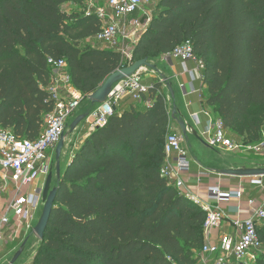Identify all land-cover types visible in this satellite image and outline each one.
Returning a JSON list of instances; mask_svg holds the SVG:
<instances>
[{
    "label": "trees",
    "instance_id": "trees-1",
    "mask_svg": "<svg viewBox=\"0 0 264 264\" xmlns=\"http://www.w3.org/2000/svg\"><path fill=\"white\" fill-rule=\"evenodd\" d=\"M68 2L83 0H0L1 130L30 139L42 131L53 108L49 59H65L82 94L120 67L118 52L85 44L100 30L97 16L68 13ZM157 5L133 60L189 41L204 64L202 104L243 143L257 142L264 124V0ZM159 86L151 85L149 105L114 113L79 144L58 178L30 264H196L206 212L161 175L170 115ZM253 264H264V252Z\"/></svg>",
    "mask_w": 264,
    "mask_h": 264
},
{
    "label": "built area",
    "instance_id": "built-area-1",
    "mask_svg": "<svg viewBox=\"0 0 264 264\" xmlns=\"http://www.w3.org/2000/svg\"><path fill=\"white\" fill-rule=\"evenodd\" d=\"M151 2L152 0H88L90 11L85 14H94L100 21V30L94 35V39L104 48L118 52L121 55V65L123 62L132 63L134 47L152 17L146 10ZM137 12L141 13V17H132ZM165 56L193 62L191 80L203 83L204 64L193 54L189 41L177 45ZM48 63L52 73L47 91L53 101V108L44 115L42 131L33 139L19 137L10 130L0 131V240L8 235L11 241L25 228H29L40 204H44L42 189L38 190L39 177L49 168L48 153L55 149L64 134L68 118L75 114L81 102V93L71 82L65 59H49ZM150 87L143 81L140 70L114 83L105 102L95 104L88 113L85 119L88 130L103 126L115 113L118 103L125 98L149 105L151 100L146 96ZM200 115L206 117L204 125ZM193 120L195 126H200V135L209 147L229 152H251L255 155L264 153L263 129L257 142L245 144L232 140L221 120L215 118L203 104L199 112L193 114ZM182 141L179 132L167 133L164 142L165 164L161 175L206 212L204 241L196 264L253 263L254 252L260 251L263 246L258 224L264 222V203L248 199L246 203L251 208L250 215L234 220L233 232L222 233L214 241L209 240L211 231L220 229L226 216L222 208L212 207L211 203L229 202L231 199L240 201L243 190H223L219 185H212L207 188V200L185 190L181 173L189 168L190 161ZM250 183L264 186V176L251 177ZM233 207L231 210L239 212V205Z\"/></svg>",
    "mask_w": 264,
    "mask_h": 264
},
{
    "label": "crops",
    "instance_id": "crops-1",
    "mask_svg": "<svg viewBox=\"0 0 264 264\" xmlns=\"http://www.w3.org/2000/svg\"><path fill=\"white\" fill-rule=\"evenodd\" d=\"M132 17L140 18L141 13L137 12L132 15ZM87 39H92L95 43H98L94 39V36ZM103 47L98 48L106 49ZM149 63L152 66H150V73L147 74L150 76V79H148L149 85L151 83H155L156 81L159 82L160 86L158 91L164 95L167 109L171 107L176 110L174 117L173 115L170 116L168 128L170 130L175 129V125H177L175 117L182 120L183 118H187L195 125L193 114L198 113L201 109L204 89L206 86L203 83L201 84L199 80H191L190 71L194 67L193 62H184L176 58L161 55L157 58H152ZM145 82L147 81L145 80ZM82 103L83 102L80 104ZM131 106L135 108H142L147 105L145 102H135L131 98H125L115 107V113H121L122 111L129 109ZM84 107L88 108L90 112L94 108V105L87 102L84 104ZM200 117L204 125L206 123V117L203 115H200ZM197 129H200V126H198ZM88 131L89 130H86L83 134L78 133L77 131L78 134H76L79 143L87 137L90 133ZM169 160L172 162L171 158ZM189 160L190 166L186 171L181 173V178L184 182V189L188 190L192 194L197 195L201 199L207 200V188L212 185H219L223 190H233L238 188L243 190V197L240 201L237 199H231L229 202L211 203L212 207L218 206L222 208L226 216L223 219L221 228L211 231L209 240L214 241L219 234L233 232L235 230L233 221L250 215L251 208L246 203L248 199H256L260 203H264V186L252 185L250 183L251 177H243L248 179L240 181L239 179H236L237 176L223 174H218V176H216L213 170L209 168L207 169V167H204V165L190 155ZM257 193L259 195H257ZM236 205L240 206L239 212L237 213L231 210L234 209L233 206ZM6 239H8V235H5L3 239L0 240V264H4V260L6 259L7 261L10 257L11 251H4V249L2 250L1 248L3 241Z\"/></svg>",
    "mask_w": 264,
    "mask_h": 264
},
{
    "label": "rangeland",
    "instance_id": "rangeland-1",
    "mask_svg": "<svg viewBox=\"0 0 264 264\" xmlns=\"http://www.w3.org/2000/svg\"><path fill=\"white\" fill-rule=\"evenodd\" d=\"M158 0H152V2L146 7V10L148 11V14L150 16L153 15L154 12L158 9ZM62 9L68 13H86L89 10V4L88 0H83V3L76 4L72 2H68L62 5ZM86 45L94 46V47H103L102 44L95 43L92 39H86L85 41ZM104 48V47H103ZM137 60V59H136ZM152 59H149V61ZM129 63L123 62L120 67L127 66ZM140 73L143 76V81H147L149 84L148 79H150V76L147 74L150 73V67L145 66L140 69ZM152 79V78H151ZM146 82V83H147ZM159 83V82H155ZM151 83V84H155ZM150 84V85H151ZM160 84V83H159ZM89 94H82L81 93V102L82 104L79 105V107L76 109L75 114L68 118L67 125L64 129V145L60 154L59 162H60V174L62 173L63 169L67 165L68 161L70 160L71 156L79 146V141L77 139L78 133H85L87 129V122L84 120L80 122L76 128L73 131H70V125L72 121L80 114L89 113L88 108L84 107L85 103H89L87 96ZM80 102V103H81ZM173 109L169 107L168 112L169 115H172ZM87 113V114H88ZM185 127H186V134H182L178 125H175L174 130L168 131L170 132H179V134L182 137V146L186 151L187 158L189 160V155L192 156L194 159H196L198 162H200L204 167H207V169L213 170L214 174L218 176L219 171L225 170V169H237V168H256V167H264V153L255 155L251 152H229L225 150H218L212 147H209L206 142L203 140V138L200 135L199 130L197 127L187 118H183ZM262 129L264 130V124L262 126ZM1 131V129H0ZM78 131V133H77ZM90 132V131H88ZM196 134H195V133ZM77 133V134H76ZM229 133V136L234 141H241L242 139L237 135L233 133ZM50 155V164L49 168L47 169L46 173L41 175L38 180V190H43L46 178L48 174L52 173V180H51V187L56 186L58 179L56 178V158H55V149L49 151L48 153ZM190 161V160H189ZM66 164V165H65ZM241 166H248V167H241ZM254 166V167H249ZM225 177V176H223ZM236 179H239L240 181H245L248 178L243 177H236ZM261 190V189H260ZM257 195H259L257 193ZM43 208V204H40L38 211L36 213V216L34 217V220L32 221V224L29 228H25L16 238L13 240L6 239L3 241V244L1 245L2 250L4 251L10 250V257L6 261L4 260V264H9L13 255L18 251V249L22 246V244L25 242V245L23 247L22 254L17 259V261L14 264H30L32 259L34 258L35 252L37 250L39 240L34 234V227L41 215ZM258 232L260 237L262 238L263 246L260 249V251H255V260L258 258L259 254L261 252H264V222H260L258 224ZM254 260V261H255ZM247 264H253V263H247Z\"/></svg>",
    "mask_w": 264,
    "mask_h": 264
},
{
    "label": "water",
    "instance_id": "water-1",
    "mask_svg": "<svg viewBox=\"0 0 264 264\" xmlns=\"http://www.w3.org/2000/svg\"><path fill=\"white\" fill-rule=\"evenodd\" d=\"M148 66L150 67V63L148 61V58H141L137 60H133L132 55V63L119 67L114 72H112L106 79L99 85V87L90 93L87 96V99L91 105H95L98 103H103L106 100V96L108 95L111 86L130 76L131 74L139 71L141 68ZM152 67V66H151ZM176 113V110L173 109L172 115L174 117ZM87 113L78 115L71 123L70 125V131H73L76 126L84 121L87 117ZM177 125L181 131L182 134H186V127L184 124V121L182 119L176 118ZM195 133V132H194ZM196 134V133H195ZM64 145V138L61 136L60 140L58 141L57 145L55 146V158H56V178L58 179L60 177V154L62 151ZM219 174L223 175H231V176H237V177H256V176H264V167H256V168H237V169H225L219 171ZM51 180H52V173L50 172L46 178L44 188L42 190V200L44 202L41 215L34 227V234L38 238L39 241H42L44 238V232L50 217L51 210L53 208V202L57 191V186L51 187ZM25 245V242L22 244V246L18 249V251L13 255L11 261L9 264H14L17 259L20 257L23 251V247Z\"/></svg>",
    "mask_w": 264,
    "mask_h": 264
}]
</instances>
